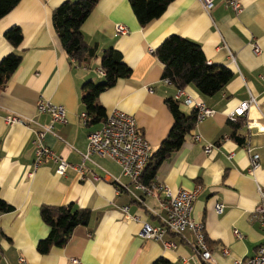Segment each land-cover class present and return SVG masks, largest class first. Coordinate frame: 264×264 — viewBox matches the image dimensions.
<instances>
[{"label":"crops","instance_id":"1","mask_svg":"<svg viewBox=\"0 0 264 264\" xmlns=\"http://www.w3.org/2000/svg\"><path fill=\"white\" fill-rule=\"evenodd\" d=\"M65 1L21 0L0 19V61L10 53L22 58L0 86V199L12 208L0 213V264H74L72 260L152 264L161 258L171 264H203L190 231L166 233L163 242L140 236L142 223L158 227L167 218L163 194L146 196L109 158L90 156L83 163L84 178L74 169L82 164L88 135L102 125L88 124L90 118L81 117L86 115L83 85L103 82L100 57L109 48L121 56L131 74L102 92L97 103L106 115L115 110L131 115L151 153L173 124L167 98L177 97L186 115L193 108L185 105V96L214 111L212 117L196 122L179 151L160 165L153 182L173 192L200 187L192 216L204 225L214 264H233L253 256L264 243V224L252 218L259 201L257 188H264V132L251 126L264 127V0H238L239 14L225 9V0H214L209 12L200 0H173L145 27L138 24L128 0H99L81 26L85 42L97 48L96 56L83 66L67 56L52 24L53 10ZM116 25L125 26L128 33L116 34ZM11 27L22 33L17 48L4 37ZM172 35L197 43L209 64L232 71L233 77L220 92L205 96L193 84L178 90L165 83L163 65L154 51ZM253 44L260 48L258 55ZM39 100L61 105L66 122L52 123L49 115L38 113ZM244 103L248 106L236 117L243 124L235 130L229 115ZM9 116L27 123L9 125ZM48 125L52 129L42 143L68 163L63 176L55 173L56 163L50 160L34 167L35 130ZM237 138L243 140L241 144ZM208 145L211 150L205 153ZM245 145L258 156L255 165ZM67 204L89 210V222L76 227L65 246L40 255L37 243L49 233L40 208ZM217 204L223 207L220 214L215 211Z\"/></svg>","mask_w":264,"mask_h":264},{"label":"trees","instance_id":"2","mask_svg":"<svg viewBox=\"0 0 264 264\" xmlns=\"http://www.w3.org/2000/svg\"><path fill=\"white\" fill-rule=\"evenodd\" d=\"M20 1L0 0V19L13 10ZM98 1L68 0L52 12V24L61 42V47L78 66L85 65L89 59L96 56L97 48L89 46L85 42L81 33V26ZM172 1L128 0L141 27L157 20ZM4 37L14 48H17L23 39L18 27H11L5 32ZM154 54L163 65L162 78L169 79L178 90L193 84L202 95L212 96L220 92L233 77L230 69L209 64L197 43L177 35L167 37L156 48ZM21 60V56L15 53L3 57L0 61V86L14 74ZM100 68L104 73L103 82L95 84L88 81L83 85L82 103L86 109V116L90 118L88 124L104 122L107 115L104 108L97 103V97L114 86L117 80L127 78L131 74V69L122 62L121 56L111 48L102 50ZM165 105L173 118V124L166 138L159 144L155 152L151 153L143 169L139 181L144 185L153 182L160 165L179 151L185 142V137L194 129L196 124L197 111L195 109L186 115L180 109L181 103L173 98H167ZM231 123L233 128L237 130L243 124V120L238 119ZM237 141L241 144L243 140L237 138ZM245 148L247 152L249 146L245 145ZM11 209L0 199V213H7ZM40 218L49 228V233L46 238L37 243L36 251L40 255H46L52 248L65 246L76 227L87 225L90 212L87 209H76L72 204L42 206ZM152 264L171 263L161 258Z\"/></svg>","mask_w":264,"mask_h":264},{"label":"built area","instance_id":"3","mask_svg":"<svg viewBox=\"0 0 264 264\" xmlns=\"http://www.w3.org/2000/svg\"><path fill=\"white\" fill-rule=\"evenodd\" d=\"M200 1L205 12H209L214 6V0ZM224 7L225 9H232L237 14L241 12V6L238 0H225ZM115 33L118 35H125L128 33V29L125 26L116 25ZM252 47L253 53L258 55L260 53V48L256 44H253ZM100 74L103 75L102 70H100ZM165 83H170V81L165 80ZM178 95L181 96L183 93L179 92ZM176 99L178 100L177 97ZM183 102L185 105L191 106L197 111L196 122L201 121L203 118L212 117L214 114V111L206 108L203 104L194 103L189 96H185ZM247 106V103L242 104L240 109H237L234 113L229 115V119L235 122L236 117L238 115L240 116ZM36 109L40 114L49 115L52 123L66 122L65 110L61 105H55L44 100H39L36 103ZM81 117L83 121H86L87 117L85 114H82ZM6 122L9 125L14 123H27V121H23L15 116L7 117ZM251 126H255L259 131L264 132V127L260 124L252 123ZM51 129L52 125H48L47 127L35 130L34 167L36 168L39 166L44 160H50L56 163L55 173L59 176H63L69 167L68 163L56 156L42 143L43 136L48 131H51ZM210 150L211 147L209 145L204 148L205 153H209ZM247 152L250 156L251 164L255 165L258 156L251 154L249 148L247 149ZM92 155L109 158L114 161L120 167L121 175L131 180L135 187L141 190L146 196H155L157 194H163L165 196L167 201V218L163 221V225L158 227H154L148 223H142L140 236L143 239L163 242V237L166 233L182 234L185 231H190L195 237V248L198 260L203 264H214L212 253L205 237L204 225L200 221L195 220L192 216L193 202L200 187L197 185L190 191L178 190L173 192L166 185L156 184L155 182H151L149 185H144L139 181L143 169L151 156V152L149 143L146 141L143 134L138 131L136 121L131 115L115 110L106 116L99 129L88 135L87 149L82 157V164L74 167L81 178H84L86 174L83 163L86 160H89V157ZM257 192L259 201L252 218L259 219L263 225L264 188L258 187ZM127 210V207L122 208L125 216L130 218ZM215 211L218 214L222 213V205L217 204L215 206ZM233 234L237 239H241L242 237L237 230H234ZM164 246L173 247L170 243H164ZM227 253V250H224V254ZM20 262H23V260L20 259ZM72 263L76 264L77 261L72 260ZM233 264H264V243L255 250L253 256L236 259Z\"/></svg>","mask_w":264,"mask_h":264},{"label":"bare ground","instance_id":"4","mask_svg":"<svg viewBox=\"0 0 264 264\" xmlns=\"http://www.w3.org/2000/svg\"><path fill=\"white\" fill-rule=\"evenodd\" d=\"M181 190V189H180ZM204 232H205V228H204ZM205 237H206V233H205ZM206 240H207V237H206Z\"/></svg>","mask_w":264,"mask_h":264},{"label":"rangeland","instance_id":"5","mask_svg":"<svg viewBox=\"0 0 264 264\" xmlns=\"http://www.w3.org/2000/svg\"><path fill=\"white\" fill-rule=\"evenodd\" d=\"M103 75H104V73H103ZM165 80H167V79H165ZM199 189H200V188H199ZM162 225H163V223H162ZM162 225H161V226H162Z\"/></svg>","mask_w":264,"mask_h":264}]
</instances>
